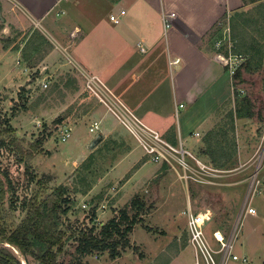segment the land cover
<instances>
[{"label":"rangeland","instance_id":"374dc122","mask_svg":"<svg viewBox=\"0 0 264 264\" xmlns=\"http://www.w3.org/2000/svg\"><path fill=\"white\" fill-rule=\"evenodd\" d=\"M75 1L78 4V0ZM66 4L63 2L54 8L48 17L49 22H41L39 26L17 9L24 18V21L20 20L13 6L7 0H0V130L7 133L11 131L5 140L6 147L0 148V173L7 172L12 185L2 206L11 223L17 225L21 221L26 212L24 201L31 196L39 193L40 198H44L55 188L63 186L69 204L64 206L68 208L67 213L60 215V227L70 237L57 260L59 264H72L75 262L79 232L92 226L97 232L102 224L117 216L122 208L129 206L131 200L138 196L146 210L142 214V223L135 225L128 235L130 247L122 250L121 256L115 260H110L104 252L90 254L82 258L81 263L192 264L193 252L188 245L186 216L183 214L187 204L194 212L211 209L213 219L207 222L205 232L211 247L217 248L212 240V231L220 229L225 233L232 228L250 181L256 175L255 185L258 182L259 193L256 192L250 200L256 215L245 214L240 218L233 248V253L240 258L237 261L229 259L226 264H262L264 156L261 161L259 159L261 154L264 155V69L258 73L244 74V81L236 85L237 90L232 89L231 98L221 105L205 96L197 107L201 114L187 107L176 110L177 115H172L173 126L168 132L172 138L162 136L157 129L152 128L164 141L178 148L180 137L184 149L207 163L198 156L202 148V136L198 138L191 135L187 127L192 124L191 131H195V119L199 120L207 114L213 115L211 128L220 122L224 123L228 112L235 107L234 92L239 93V98L248 96L253 103V116L235 120L236 167L213 171L216 176L208 178L207 183L196 182L190 178L194 175L186 172L176 160L182 159L179 154H176L179 158L172 159L171 164L152 162L142 148L145 142L143 137L138 136L133 123L123 120L121 116L116 117L89 93L82 72L92 74L91 70L118 66L121 57L114 53L107 54L106 50L110 45L116 50L114 46H118V36L114 30L122 26L109 21L111 11L106 9L98 18V28L94 32L91 29L95 25L93 27L88 23L86 17L85 21L81 19L76 25L85 31L90 29L89 37H95V40H89L94 44L86 40L82 42L87 47L78 52V57L71 46L70 37L74 34L71 32L74 25L72 16L70 11L66 15L60 11ZM259 5L264 6V0L240 13L246 12L257 17L255 13L258 14ZM48 23L57 29L65 26L64 37L69 46H65ZM227 24L229 22L226 19L216 26H224L218 34L225 40L230 36L229 29H225ZM108 28H111L110 31ZM252 30L255 32L256 29ZM111 31L117 37L109 40L103 48V35L105 33L110 37ZM35 32L43 35L45 42L41 44L39 52H28L29 42L35 41ZM218 34L215 41L218 40ZM57 43L62 45V49ZM216 48L212 43L213 57ZM225 72L230 76L227 70ZM157 77L154 79L157 80ZM143 82L133 90H140ZM44 83L48 85L47 88L43 87ZM127 116L133 119L129 113ZM58 118H63L60 124L55 122ZM139 121L149 128L145 122ZM95 123L98 128L94 127ZM103 126H110L113 132L104 130L102 137L94 143ZM65 130H68L70 137L64 141L61 138ZM144 135L147 136L146 133ZM13 136L23 150L41 136L47 137L41 146L42 151L30 166L20 162L15 145L8 143ZM185 162L197 169L192 158L186 156ZM185 176L188 177L187 181ZM93 209L96 214L94 220ZM14 252L24 261V257ZM28 258L31 264H39L34 257ZM242 258H246V261L242 262Z\"/></svg>","mask_w":264,"mask_h":264},{"label":"crops","instance_id":"0c3cea01","mask_svg":"<svg viewBox=\"0 0 264 264\" xmlns=\"http://www.w3.org/2000/svg\"><path fill=\"white\" fill-rule=\"evenodd\" d=\"M7 2L13 6L20 20L24 21L21 11L39 26L41 22H49L48 17L54 8L63 2L67 3L60 11L62 15L70 11L72 16L74 25L71 32L74 34L70 37L71 46L78 57V52L87 47L82 42L86 40L89 44H94L89 40L94 42L95 37H89L90 29L85 31L76 23L81 19L85 21L86 17L88 23L93 27L95 25L94 28L90 27L94 32L104 9L111 11L109 15L124 10L125 15L121 16L119 23L122 27L119 30L113 27L117 32L118 46H114L115 50L110 45L106 50L107 54L114 53L121 57L118 66H105L97 71L91 70L93 73L89 74L100 78L134 118L142 120L149 128L157 129L166 137H171L168 134L173 126L171 117L177 115L176 110L179 108L182 110L187 107L198 111V104L205 96L206 99L213 98L211 100L217 101L219 105L231 98V79L216 61L215 55H212L213 39L210 35L223 17L232 16L254 4H245L244 0H78V4L75 0ZM171 13L175 17L170 20L171 26L164 36L161 16ZM48 25L56 30L65 46H69L64 37L65 26L57 29L51 23ZM110 29L108 28L109 31ZM117 36L112 31L110 37L104 33L101 46L105 48L107 42ZM58 45L62 49V45ZM94 46L97 48V45ZM177 59L179 61L176 64L169 65L170 61ZM156 75L157 80L154 79ZM142 81L141 89L133 90ZM212 116L207 114L199 120L195 119L196 130L191 131L190 124L188 132L195 137H203L211 129ZM102 128L100 135L104 134V130L113 132L110 126ZM179 144L181 146L180 137Z\"/></svg>","mask_w":264,"mask_h":264},{"label":"trees","instance_id":"16d2710c","mask_svg":"<svg viewBox=\"0 0 264 264\" xmlns=\"http://www.w3.org/2000/svg\"><path fill=\"white\" fill-rule=\"evenodd\" d=\"M256 2V0H244L245 4ZM257 7H261L258 9L260 15L255 13L257 17L250 16L246 12H236L232 16L222 18L229 22L227 25L230 27V39L234 43L231 53L243 58L242 64L231 78L233 91L238 83L244 81V74L258 73L264 69V6ZM223 27H215L210 35L214 42L215 36L223 30ZM254 28L255 32L252 30ZM35 34V41L29 42L28 52H39L41 44L45 42L43 35L38 32ZM218 36V39L222 38L219 34ZM224 54L227 55V51ZM234 106L226 115L224 123L216 124L202 137V148L198 152L199 157L204 158L212 168L217 170H229L236 167L235 120L253 116V103L248 96L239 98V93L234 92ZM62 120L63 118H58L55 122L60 124ZM10 132L0 130V148L6 147L5 140ZM100 137L102 135H99L94 143ZM46 139L47 137L41 136L26 150L18 146L15 136L8 143L15 145L14 149L20 156V162L30 166L32 160L42 151L41 146ZM11 189L12 185L7 172L0 173V264H23L14 251L24 257L28 264H31L29 256L34 257L39 264H59L57 257L63 251L67 238L70 237L60 227V215L68 211V208L64 207L69 204L66 189L59 186L44 198H40L41 194L36 193L24 201L26 212L17 225L11 223L2 209L6 195ZM145 210L144 202L135 196L129 206L122 208L117 216L102 224L97 232L93 226L81 230L76 238L75 262L72 264H82V258L95 253L106 252L110 260L119 258L121 251L130 247L128 235L135 225L142 223V214ZM95 215V209H93V220Z\"/></svg>","mask_w":264,"mask_h":264},{"label":"built area","instance_id":"2783aa9c","mask_svg":"<svg viewBox=\"0 0 264 264\" xmlns=\"http://www.w3.org/2000/svg\"><path fill=\"white\" fill-rule=\"evenodd\" d=\"M125 15V11L121 10L118 14H110L109 21L113 24H119L121 16ZM175 15L163 14L161 16V22L163 24L164 36H166L167 30L171 26L170 20L174 18ZM229 29L228 25L225 29ZM224 29V30H225ZM230 32V29H229ZM227 42V43H226ZM216 45V54L215 57L223 67L226 68L229 75L235 73L236 69L242 64L243 58L238 55L231 53V39L228 35V38L225 40L223 38L215 41L214 46ZM227 51V55L224 52ZM179 60H173L169 62V65L176 64ZM86 78L87 89L90 94L96 97L99 102H101L111 113L116 117L121 116L123 120H128L133 123L135 131H137L138 136L143 137V142L145 146L142 148L150 156L152 162H166L171 164L172 159L179 158L176 154L181 155L182 159H176L180 165L185 169L186 172H190L194 175L191 177L196 182L207 183L208 178L216 176L213 171L220 172L217 169L212 168L209 164L202 162L198 158L194 157L188 150L184 149L182 146L175 147L174 145L164 141L157 132L148 128L142 124L138 119L134 118L133 115L128 112L119 100L115 97L113 92L103 83V81L97 76L86 74L82 72ZM47 84L44 83L43 87L47 88ZM182 107V105H180ZM130 114L133 119L127 116ZM127 121V122H128ZM95 128H98L97 123L94 124ZM147 134V136L144 135ZM70 137L68 130L64 131L61 140H66ZM192 158L194 160L197 169L191 168L186 162L185 157ZM260 161L263 158L261 154ZM260 170V169H259ZM219 176V175H217ZM187 176L185 180L187 181ZM256 182V175L251 179L247 194L244 198L240 211L238 213L237 219L231 229L225 233L220 229H215L212 231L211 236L212 240L216 243L217 248H212L209 239L206 236L205 226L207 222L213 219V213L210 208L200 209L197 212L192 210V207L187 204L186 210L183 214L186 216V232L188 235V245L193 252V262L192 264H226V262L231 259L237 261L240 257L233 253V248L235 240L237 238V233L239 229L240 218L245 214L256 215L254 208L250 206V200L252 196L257 192L258 182ZM252 183V184H251ZM246 258H242V262H245Z\"/></svg>","mask_w":264,"mask_h":264},{"label":"water","instance_id":"95a60500","mask_svg":"<svg viewBox=\"0 0 264 264\" xmlns=\"http://www.w3.org/2000/svg\"><path fill=\"white\" fill-rule=\"evenodd\" d=\"M23 264H28L27 261H26V259H24Z\"/></svg>","mask_w":264,"mask_h":264}]
</instances>
